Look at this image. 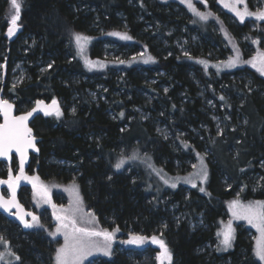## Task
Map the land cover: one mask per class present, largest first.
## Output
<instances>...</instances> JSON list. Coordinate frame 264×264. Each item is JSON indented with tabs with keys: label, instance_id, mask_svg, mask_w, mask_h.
Wrapping results in <instances>:
<instances>
[{
	"label": "trees",
	"instance_id": "trees-1",
	"mask_svg": "<svg viewBox=\"0 0 264 264\" xmlns=\"http://www.w3.org/2000/svg\"><path fill=\"white\" fill-rule=\"evenodd\" d=\"M173 4L166 0H22L20 32L6 42L9 0H0V49L5 54L0 62L8 70L14 57L46 63L42 72L27 67L29 79L15 86L5 83L1 92L15 100L17 110L37 99L74 102L73 113L61 107L59 117L34 121L32 128L40 138L36 173L50 184L75 182L84 208L100 228L109 232L119 228L116 241L129 233L156 236L169 248L171 264H259L253 241L240 225L230 251L211 252L206 247L217 244L226 204L240 189L243 201H264V182L261 189L252 190L248 181L249 176L263 174L259 165L264 162V78L248 66L216 72L208 54L218 47L223 59L226 51L210 24L197 26L199 49L188 45V54L179 52L174 36H179L182 26L190 27L194 18L186 22V9L175 11ZM212 6L209 11L214 16ZM155 22L174 27L176 33L167 35L165 27L153 28ZM218 22L233 41L250 35L244 24ZM96 23L102 32L94 27ZM110 33L127 34L131 39ZM75 34L88 38L82 42V52ZM108 42L131 53L141 50L151 59L147 64L121 67L124 76L111 77L106 69L89 71L85 61L101 60L100 49ZM91 77L107 88L104 100L87 97L88 83L83 79ZM204 99L215 103L221 119L228 114L230 120L224 122L222 132L215 130L207 116ZM138 109L149 117H142ZM157 120L173 136L181 132L188 141L176 137L178 148L171 146L157 133ZM204 152L208 177L203 192L199 188L158 189L155 175L144 162L167 176H184L189 169L186 160L195 162ZM121 159L125 163L117 169ZM4 175L0 170V176ZM19 200L27 206L23 188ZM0 236L19 257L12 264H53L56 246L43 231L21 230L0 214ZM132 251L118 250L115 244L112 256L89 264H154L141 257L142 252L154 254V249L134 251L131 257Z\"/></svg>",
	"mask_w": 264,
	"mask_h": 264
},
{
	"label": "rangeland",
	"instance_id": "rangeland-1",
	"mask_svg": "<svg viewBox=\"0 0 264 264\" xmlns=\"http://www.w3.org/2000/svg\"><path fill=\"white\" fill-rule=\"evenodd\" d=\"M166 1H172L175 2L173 4V9L175 11H179L180 7H183L186 9L187 13H185L186 16V22H189L192 18L193 24H190L191 30H188L190 27H186L185 25L179 28V36H174L173 45L176 47V49L181 52L182 54H188L190 51L189 46H192L196 49L200 48V38L197 35V26L203 25V24H210L211 31L216 34V36H221L222 39V49L226 51V54L223 56V59H220V55L218 54L219 48L216 47L214 51L211 50V52L208 54V56L212 59L211 67L218 73L221 72H228L235 70L240 67L248 66L250 69H253L256 71L260 76L264 78V75H261V73L257 70L261 66V57L264 56V21L258 20L255 18V16H245L244 21L241 22L239 17L236 16V14L231 11L229 8L225 7L224 4L226 2H231V0H206V3H202L201 0H192V3L194 4L195 8L205 14L210 13L209 11V4H213L212 10L213 15H209L206 20H201L198 16L194 15L192 11L189 10V8L181 3V0H166ZM245 3L247 4V8L251 12H256L258 10H264V0H245ZM178 5V6H177ZM237 7L240 10H243L244 4H238ZM14 10L11 8L10 2H9V9L7 12V18L8 22L10 20L11 15L13 14ZM216 19V20H215ZM224 21L226 25H242L244 24L246 26V29L250 33L248 37L246 36H238L235 37V40L233 41L229 36H226L224 29L219 26V24H222L218 21ZM19 22V21H18ZM191 23V22H190ZM97 25L94 26L98 29L99 32H102L99 23H96ZM19 25V24H18ZM9 26V23H8ZM165 27L166 31L165 33L167 35H172L176 33V30L174 27L166 28V25L161 24L160 22H155L153 25V28H163ZM8 29V27H7ZM7 29L5 32L6 42H10L14 40L18 33L20 32V26L18 27V30L15 32L14 35L11 37L7 34ZM252 33H255V35H251ZM242 35V34H241ZM207 42H210L208 38H205ZM157 41L162 42L164 46H166V41L160 37H157ZM228 41V43H227ZM33 39L28 44H32ZM24 43H26L24 41ZM211 43V42H210ZM83 43V48H84ZM212 47V45H209ZM84 51V49H83ZM202 51V50H201ZM101 52V60L99 61H90L91 67H89L88 64L85 62V67L89 71H101L105 70L110 74L111 77L122 74L121 67L124 66H132L135 65L137 62H140L142 64H147L145 61H149V58L145 56L143 51H137L134 53L130 52V49H123L116 44L112 43H104L100 49ZM200 52V50H199ZM237 55H239L240 63H237L235 67H226L225 65L230 60V58H235ZM0 58L3 60L5 59V54L2 49H0ZM15 58V57H14ZM11 61V67L8 70V66L5 62H0V87L7 83L9 86H15L21 84L23 81L29 79V72L27 70V67H33L36 68L38 72H42L45 69V61H30L15 58ZM123 61V63H121ZM246 61H253L257 66L253 67L252 64L246 63ZM204 64V63H203ZM206 64V63H205ZM119 66V67H118ZM118 68V69H115ZM211 68V69H212ZM211 75L214 77V72H211ZM103 76V75H102ZM101 76V78H102ZM242 79H244V82L246 84H249V80L246 78V76H243ZM84 82L88 83L87 89H86V95L87 97L92 100L96 101L98 99L104 100V92L107 90V88L100 83V80L96 79L95 77L91 78H84ZM149 81H155L154 79L149 78ZM198 83L196 82V85ZM251 84V83H250ZM202 91V90H201ZM141 95H145V93L140 92ZM200 96H203L204 93L200 92ZM0 95L3 99L8 100L10 102H15L12 98H7L5 95L1 92L0 88ZM144 96V97H145ZM74 99V97H73ZM205 100V106L207 109V116L209 119H211L213 125L215 126V130L218 132H222L224 128V122H229V116L228 114H225L223 119L220 118V115L218 113V110L215 106V103L211 100ZM61 103L62 110H66L69 113H73L75 111L74 109V102H70V104H65L61 99L58 100ZM32 105V104H31ZM31 106H27L26 104H23L20 106V108L16 111L24 112L27 111ZM140 115L144 118L149 117V114L144 112L143 110L138 109ZM203 128V127H202ZM206 128V127H204ZM33 129V128H32ZM155 129L157 133L164 139L167 140L171 146H176V137L178 139H182L183 141L187 142V136L181 132H177V136H173L172 133L167 130V128L160 123L159 120H157V123L155 122ZM194 134H197V131H194ZM36 135V134H35ZM37 136V135H36ZM207 156L206 152L202 153V155H199L197 157V160L195 162H189L186 160V165L188 166V171L184 176H167L165 175L160 169H155L154 166H152L150 163L144 160L145 164L149 166V169L152 171V173L155 175V183L158 189H171L176 190L178 188H203L206 185L207 178L205 180H202L201 178V157L203 158V165L205 166V169L207 171V167L205 164V157ZM49 161H56L54 159H50ZM61 163V162H58ZM142 164V163H141ZM69 165V164H66ZM260 170L263 174H256L248 177V181H250V187L252 190H258L263 187L264 182V162H261L259 165ZM1 171L5 172V177L9 179V176L11 175L12 178L15 180V177L19 176L17 173V168H8L6 165H3L0 169ZM36 167L32 168L28 172H26L24 177L29 179H20L19 181H16L17 189L19 190L21 187L24 189V197L26 198L27 202V208L32 211L35 216L39 220V225H43V227H40L39 225L35 224V222L30 221V223H33V227L28 228V231L37 232L43 231L45 233V236L55 243V251H54V259L53 264H56V253L57 250L63 246L64 244V236L62 234H57L55 236L50 235L49 233H55L56 227L58 224L57 216H64L70 214V209H73L76 207V201H77V195L79 196V199L81 201L79 207L80 211L75 214L76 220H77V226H83L87 227L89 229L93 230H104L100 228L98 225V221H96L95 216L92 215L89 211H87L83 206L82 196L80 193V189L78 185L75 182H71L65 185H59V184H50L43 180H41L37 173H36ZM163 174H162V173ZM207 177H208V171H207ZM30 178H38L35 180H32ZM186 180H190L192 183L185 182ZM167 181V183H166ZM175 183L176 187H171V184ZM195 183V187L192 186V184ZM35 184V187L33 186ZM154 186L155 188H157ZM241 189L239 192L235 194L234 199L230 200L226 204V211H225V219L220 223L219 228L217 230V238L218 242L217 244L207 246L206 249L209 251H218L219 253H225L232 249L233 243L236 236V226L240 225L242 228H246L247 232L246 235L250 240L253 241L254 244V255L257 249L258 244L264 243V237L261 236V232L257 230V228L253 227L251 224H249L246 220L242 219H236L233 214L232 210L230 209L229 205L232 201L238 200L243 205H248L249 203H254L257 201L262 200H252V201H243L239 197ZM165 202V200H164ZM24 203V202H23ZM55 205V208L52 206ZM170 209H174L173 206L170 207ZM91 214V215H88ZM229 222H231V226L233 229V236L234 238L231 241V247H228L225 249L224 245L221 243L223 239L222 233L226 230ZM218 233H221V235H218ZM135 235L133 233H129V235L121 236L117 241L113 239L112 242V255L115 250V244H118V250H133L131 252V257L134 255V251L137 250H147V248H152L155 250L154 254H150L148 252H142L141 257L145 260H150L154 264H160V262L157 260V255L160 253V248L157 244H153L151 242V237L145 241L142 245L137 244H128V243H122V241H127L131 239V237ZM158 238V237H157ZM99 242L103 243V238H95ZM159 239V238H158ZM11 253V254H9ZM0 254H2L3 258L0 259V264H12L16 262V257L12 254L11 248L8 246V244L0 243ZM111 255V256H112ZM110 256H104L102 253H96L92 256H89L83 264H89L91 262H94L97 259L101 258H108ZM256 260L259 264H264V261H260L258 257L255 255ZM167 264V262H165Z\"/></svg>",
	"mask_w": 264,
	"mask_h": 264
},
{
	"label": "snow or ice",
	"instance_id": "snow-or-ice-1",
	"mask_svg": "<svg viewBox=\"0 0 264 264\" xmlns=\"http://www.w3.org/2000/svg\"><path fill=\"white\" fill-rule=\"evenodd\" d=\"M11 8L14 10L13 14L9 20V26L7 29V34L9 37L15 34L18 30V21L20 20L21 15V7L22 0H9ZM202 3H206V0H201ZM181 3L185 4L190 11L193 12L194 15L198 16L201 20H206L211 13L205 14L198 11L192 0H181ZM244 4L243 10H240L237 5ZM225 7L229 8L233 11L237 17H239L240 21L243 22L245 16H255L256 19L264 21V10H258L256 12H251L247 8V4L245 0H231V2H226L224 4ZM110 35L120 36L121 39H131L127 34L120 33H110ZM227 36V33H226ZM74 40L79 48V50L83 51V43L88 40L87 37L82 36L81 34H75ZM151 59V57H149ZM86 64L91 67V62L85 61ZM148 61L146 60L145 63ZM239 55L235 58H230V60L225 65L226 67H235L237 63H240ZM123 63V61H121ZM199 63H205L204 61H199ZM246 63L252 64L253 67L257 65L253 61H246ZM261 75H264V56L261 57V66L257 69ZM223 99V97H221ZM56 101H52V105H56ZM36 108H33L31 112H28L26 115L21 116H12V104H10L7 100L0 99V113L4 116V123L0 125V156L8 157L9 153L15 150L19 153L21 158V166H20V175L15 177V180L12 176H9L8 181H0V183H7L9 189L12 192V197L10 199L5 200L3 197H0V208H3L5 211L11 214V209L16 208L18 211H22L20 209V205L15 200V189H16V181L20 179H29L24 177L23 175V162L26 157V153L28 148L35 147L33 143V138L31 137V129L27 126V120L30 116H32L33 112L38 110H43L45 115H52L53 111L48 110V107L41 108L43 105V101L36 102ZM55 115L59 117L61 112L58 107L54 109ZM123 115V113H121ZM187 147V145H185ZM133 156L131 159H135ZM125 163V160L121 159L115 167L120 169ZM201 178L205 180L207 178V171L205 166L203 165V158L201 157ZM32 180L38 178H30ZM111 179V177H109ZM185 182L192 183L190 180H186ZM167 183V181H166ZM35 187V184L33 185ZM195 187V183L192 184ZM171 187L175 188L176 184L172 183ZM201 192L204 191L203 188L200 189ZM81 201L79 196L77 195L76 207L70 209L69 215L57 216V227L55 233H49L52 236L57 234H62L64 236V244L57 250L56 253V264H83V262L89 257L96 253H102L104 256L112 255V242L115 236V232L119 231V228L115 229L113 232H109L108 230H93L83 226H77V220L75 214L80 211ZM55 208V205H52ZM232 210V214L236 219L246 220L253 227L257 228L258 231L261 232V236L264 237V201H257L254 203H249L248 205L241 204L238 200H234L229 205ZM24 215L32 216L31 213H25ZM91 215V214H88ZM21 222L24 224L26 228L33 227V223L28 222L24 219L23 215L18 217ZM32 221L35 224L39 225V220L36 216H32ZM43 227V225H39ZM221 235V233H218ZM223 239L221 243L224 245L225 249L231 247V241L234 238L233 229L231 226V222H229L226 230L222 233ZM103 238V243L99 242L95 238ZM148 237L133 235L131 239L127 241H122V243L128 244H137L142 245L148 240ZM151 242L153 244H157L160 248V253L157 255V260L160 264H171L172 256L169 248L163 240L158 239L156 236L151 237ZM0 243L7 244L4 237L0 236ZM11 254V253H9ZM255 255L258 257L260 261H264V243H260L257 246ZM3 256L0 254V259ZM18 260L19 257H16Z\"/></svg>",
	"mask_w": 264,
	"mask_h": 264
},
{
	"label": "water",
	"instance_id": "water-1",
	"mask_svg": "<svg viewBox=\"0 0 264 264\" xmlns=\"http://www.w3.org/2000/svg\"><path fill=\"white\" fill-rule=\"evenodd\" d=\"M0 99L5 100L2 98V96L0 95ZM8 101V100H7ZM37 101H43V105H41V108H45L48 107V110L53 111L52 115H55L54 109L55 107H58L59 110L61 109V103L58 100H55L57 103L55 106L52 105V101H45L42 99H37L32 108L27 111V112H23V113H17L16 112V106L13 102L8 101L10 104H12L13 108H12V112L11 115L12 116H21V115H26L28 112H31L33 110V108H36V102ZM52 115H45L43 110H38L36 112H33L32 116H30L27 120V126L28 128H30L31 131V137L33 138V143L35 145V147L33 148H28L27 153H26V157L24 159L23 162V173L27 171L29 163L31 161V155L37 156L39 155V147L37 146V144L39 143L40 139L34 136V131L31 127L32 122L34 121L35 118L37 117H49ZM4 123V116L2 113H0V125H2ZM12 157H14L16 159L17 162V168H18V174H20V166H21V158L19 153H17L15 150H13L11 153H9L8 157H4V156H0V163H6L7 165H9L11 163V159ZM0 181H8L4 178L0 177ZM6 190L7 196H5L3 194V191ZM0 197H3L5 200L10 199L12 197V192L8 187L7 183H0ZM15 200L16 202L20 205V209H22V211H18L16 208H12L11 209V214L7 211H5L3 208H0V214L5 216L7 219L15 222L18 227L21 230H27L28 228H26L24 226V224L21 222V220L18 218L20 215L24 216V219L27 220L28 222H30L32 220V216H34L33 212H31L29 209H27L19 200L18 198V192L17 189H15ZM25 213H31L32 216L29 215H24Z\"/></svg>",
	"mask_w": 264,
	"mask_h": 264
},
{
	"label": "flooded vegetation",
	"instance_id": "flooded-vegetation-1",
	"mask_svg": "<svg viewBox=\"0 0 264 264\" xmlns=\"http://www.w3.org/2000/svg\"><path fill=\"white\" fill-rule=\"evenodd\" d=\"M35 102V101H34ZM34 102L32 103V105H31V107L27 110V111H29L31 108H32V106H33V104H34ZM17 110V109H16ZM27 111H24V112H27ZM17 113H23V112H20V111H16ZM50 117V116H49ZM39 118H41V119H45V118H47V117H37V118H35L34 119V121H36L37 119H39ZM34 121L32 122V124H31V127H32V125H33V123H34ZM34 131V130H33ZM36 133L34 132V136L35 137H37V138H39L38 136H36L35 135ZM40 139V138H39ZM37 146L39 147L40 146V141H39V143L37 144ZM39 154H40V147H39ZM38 156L39 155H37V156H34V155H31V161H30V163H29V166H28V169H27V171L26 172H28L29 170H31L32 168H34V167H36L37 166V164H35V159L36 158H38ZM3 165H6V167H8V168H17V162H16V159L14 158V157H12V159H11V163L9 164V165H7L6 163H0V167H2ZM37 169V168H36ZM26 172H24L23 174H25ZM17 173H18V168H17ZM18 175H20V174H18ZM1 178H4V179H6V180H9V179H7L5 176H0ZM16 183V182H15ZM23 187H21L19 190L17 189V184H16V189H17V192H18V198H19V192H20V190L22 189ZM3 194L5 195V196H7V193H6V190H4L3 191ZM22 204H23V202H21ZM27 208V207H26ZM28 209V208H27ZM32 212V211H31ZM34 214V213H33ZM34 216H35V214H34ZM32 221V220H31ZM28 230V229H27Z\"/></svg>",
	"mask_w": 264,
	"mask_h": 264
}]
</instances>
